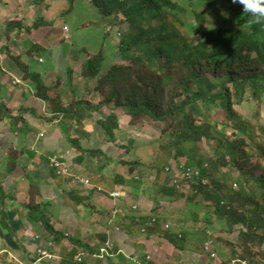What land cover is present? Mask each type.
Returning a JSON list of instances; mask_svg holds the SVG:
<instances>
[{
	"label": "trees",
	"instance_id": "obj_1",
	"mask_svg": "<svg viewBox=\"0 0 264 264\" xmlns=\"http://www.w3.org/2000/svg\"><path fill=\"white\" fill-rule=\"evenodd\" d=\"M33 1L37 3L36 0ZM89 1L98 8L101 16H116L118 13L133 25L131 35L123 38L120 50L125 61L135 64L114 65L104 72V55L87 54L88 60L82 67V75L92 81L87 86L88 94L79 97L77 92L72 93L75 77L73 66L69 65L67 68L69 91H66L65 86H62L61 78L54 84H47L40 72L32 70L31 66L21 60V55H12V61L23 73V81L32 82L36 86V95L48 102L49 111L53 114L52 119L59 120L58 125L65 134L69 146L77 154L76 162L83 161L84 156L111 158L100 148L85 149L82 146L81 141L86 136L80 134V129L83 122L93 113L98 114L96 124L105 134L108 142L121 150L127 147L117 141L118 111L123 112L125 109L133 126L144 127L149 124L160 127L158 138L168 134L171 146L175 150L172 160L179 163L181 158H186L185 164H179L198 170L200 173V182L195 185L191 181L184 180L174 184V176L166 172L171 181L169 178L168 183L161 187L160 194L171 202L184 200L190 196V201L195 202L193 205L198 207L201 203L208 205L203 206V211L199 210L192 216L187 215L184 219L203 225V234L200 236L203 243L212 241L207 232L212 235L217 233L227 235L232 233L236 226H241L235 246L225 243L231 247L228 264L235 259L238 260L235 264H239L240 261L254 264L257 256L264 257V251L254 250L255 245L264 246V172L256 168L247 169L249 163L245 157V142L238 137L252 136V134L248 130L247 122H241L238 127L232 124L238 119V114L233 110L232 94L227 85L222 87V93L209 98H206L200 88L196 92H191L189 89L193 83L197 84L196 82L214 79L220 81L222 75L223 79L234 82V94L236 93L238 98L244 97L248 87L253 89L254 95L264 90V25L247 24L241 30L240 26L251 18L243 14L241 5L233 4L231 0H188L186 3H181L180 0ZM218 2L223 6L226 4L229 10L223 19L220 16V9L217 8ZM210 7L213 8L212 10L215 8V13L209 11ZM206 15L215 22L205 26ZM155 21L157 24L154 26ZM178 24L184 29L185 36L179 33ZM51 25V21L45 17L34 19L28 26L12 22L6 27L3 37L17 38L22 32L27 35ZM167 26L171 30L166 33ZM200 35H204V38L195 43L194 38ZM186 40L187 45H185ZM50 47L32 42L25 54L32 58L43 57ZM208 75H212L213 79L211 80ZM93 82L95 84L91 85ZM165 87L170 88L165 92ZM211 87L208 85L209 89ZM94 96H97L98 100ZM180 97L181 99L177 100ZM216 100L223 102L222 105L228 116L221 125L230 127L235 135L232 141L227 138L218 140V146L214 149L217 157L208 166L209 161H196L195 153L198 151L196 144L212 137L214 122L208 115H211L210 105ZM198 101L207 105V112H203L197 106ZM30 110L37 114L35 109ZM25 111L27 110L22 109L15 115L5 105L0 104V121H10L16 132L25 131L23 128L27 124L23 118ZM195 116L203 120L198 121ZM219 125L220 123H215L216 127ZM22 152L16 150L9 153L8 172L16 169V160ZM242 156L243 159L240 158ZM257 156L264 161V151L260 147ZM241 161L244 162L239 164ZM217 162L221 163V167ZM136 165L139 166V162ZM219 169L224 173L222 182L216 180L213 175ZM226 169L229 170L228 172L237 170L240 176L242 175L238 181L239 189L236 183L235 190L233 189L235 184L229 186L230 191L224 188L229 178ZM244 178H248L260 190L259 195L245 186L249 181ZM204 181L206 183H203ZM186 183L188 187L185 188ZM65 193L71 201L78 203L75 194L69 191ZM29 197V203L26 205L28 221L41 223L45 240L52 238L53 241H61L63 238L53 229L41 204L38 203L41 193L37 186L31 184ZM198 198L203 199V202H196ZM11 200L0 183V234L3 230H8L6 206ZM161 222L162 219L158 218L153 226H157V231L160 227L164 229L165 224L162 223L161 226ZM165 232V239L176 249H186L185 234H175L169 230ZM103 242L106 243L105 240ZM213 242L214 239L212 244ZM202 247H200L201 252H203ZM85 249L92 255L95 252L92 248L85 247ZM73 255L70 254L72 259L66 258L68 264H83L74 260L75 255ZM211 261L224 264L220 259Z\"/></svg>",
	"mask_w": 264,
	"mask_h": 264
},
{
	"label": "crops",
	"instance_id": "obj_2",
	"mask_svg": "<svg viewBox=\"0 0 264 264\" xmlns=\"http://www.w3.org/2000/svg\"><path fill=\"white\" fill-rule=\"evenodd\" d=\"M13 1L16 0H0V104L11 109L15 115L22 109L35 108L38 111L37 107H39L47 118L36 117L31 110L25 111L23 113L27 123L23 127L25 131L18 132L13 130L10 121H0V183L6 194L12 198L6 206L8 230H3L0 234V260L1 258L5 260L0 264H68L67 259H72L71 253L75 255H73L74 260L83 256V264H166L167 257L170 258L169 255L175 253L172 252L174 250L181 252L182 255L193 256L197 260L195 264L199 259H202L201 264H216L203 252L202 256L201 253L199 255V252H197L198 255L189 252V249H176L162 236L166 233L162 227L158 231L154 229L155 227H149L146 234L142 233L152 216L162 219L161 226L162 223L169 224V221H165L167 220L164 217L165 213L160 214V212L168 209L167 206L175 204L176 201L171 202L170 199L160 194L161 187L168 183L170 176L164 174L162 185L161 183L157 184L154 174L158 175L160 171L157 169L158 171L148 175L144 171L141 172V166L136 165L140 160L143 162L138 153L131 155L129 168L131 170L128 171V168H124L129 166L122 164L126 161L123 160L121 154H129L128 148H131V152L132 150H143L153 139L152 137V139L150 137L143 138L138 126L130 125V121L123 123L120 119L119 140L117 139V141L127 147V149L121 150L108 142L105 134L96 124L99 117L97 116L95 119V116L98 114L93 113L92 118L83 122L86 132L84 130L82 132L83 126L80 129V134L86 136L81 141L82 146L85 149L100 148L111 158L84 156L83 161L76 162L77 154L69 146L65 134L58 125L59 120L52 119L53 114L49 111L48 102L36 95V86L32 82L23 81L22 71L11 59L12 55L22 56L26 53L24 41L27 39L23 36L28 37L29 34L26 35L22 32L18 38L16 36H10L9 39L3 37L6 27L12 22L21 23L23 26L32 23L33 20L32 22L23 21V17L26 11L39 6L41 2L36 0L37 3H35L33 0H28V2L32 1L34 5L27 3L26 7L19 3L14 6L16 12L12 9L14 8L11 5ZM37 16L47 18L46 13L42 14L40 11ZM17 17L21 19L16 20ZM12 38L14 41L17 39V47L10 46ZM11 49L15 50V53H11ZM59 49L60 47L57 48L56 45L55 49H48L47 55L52 58V62L48 66L38 69V72L41 73L47 84H54L61 78L62 86H65L66 91H69L65 69L69 67L70 59L62 57ZM40 58L43 60L40 61ZM33 60L45 63L44 56H35ZM25 64L35 70L34 66ZM78 72L76 68L72 93L77 92L80 97L88 94V82L82 73ZM94 84L95 82L91 83V85ZM94 98L98 97L94 96ZM90 119L94 120V124L91 126L88 125ZM130 143L131 146H129ZM16 150L23 152L16 160V169L8 172V155ZM54 154H59L62 160L70 166L73 177L64 179L52 171L50 158ZM159 157L160 154H154L153 164L157 163ZM92 162L95 165L92 166ZM116 164L120 167L123 165V172L122 168L118 169L115 166ZM75 177L87 179L90 184L85 185ZM152 179L155 180L154 184L156 185L150 190L149 181ZM31 184L39 188L41 197L38 203L41 204L53 229L63 238L61 241H53L52 238L45 240L41 223L28 221L26 205L29 203L28 193ZM65 191L75 194L78 197V203L71 201ZM113 192H120L124 196L113 198L110 196V193ZM153 192L155 198L162 199L159 206L152 198H150L152 204L145 201L144 197H148ZM184 221V219L181 221L183 225L191 223V221ZM172 233H180V230L172 229ZM104 240L114 243V255L106 258L95 257L96 254L99 256L100 249L105 243ZM72 241L82 244L78 245ZM85 247L94 249L93 255L88 253ZM42 250L52 253L55 259L39 261ZM213 251L215 252L214 248ZM149 256L151 259L153 258V261L148 260ZM171 261H176L177 264H190L182 260L178 261V258L175 259V257ZM227 261H223V263L228 264Z\"/></svg>",
	"mask_w": 264,
	"mask_h": 264
},
{
	"label": "rangeland",
	"instance_id": "obj_3",
	"mask_svg": "<svg viewBox=\"0 0 264 264\" xmlns=\"http://www.w3.org/2000/svg\"><path fill=\"white\" fill-rule=\"evenodd\" d=\"M41 2L39 6H33V9H29V11H26L25 16L23 17V21H29L32 22V20L40 17L37 16L38 11L42 14L46 13V16L49 21H51V26L48 28H42L38 31H34L27 36H23L27 40L24 41L25 48L29 49L32 42H38L46 47H50L54 45L53 47L49 49H55V45L57 48L60 47V53L62 57H66L70 59V64L75 68V76H76V68L77 72L79 74L82 73V67L88 60V55H99L102 53L105 57L103 61V71H108L111 67L114 65H131L135 64L134 62H127L124 59V56L121 53V42L125 36H130L133 31V25L124 20V17L121 14H116L112 16H101L99 13L98 8H96L92 2L89 0H38ZM181 3H186L188 0H180ZM20 5L26 7L27 3L30 5H34L32 1L28 2V0H16L15 2H12V7L16 5ZM36 5V4H35ZM20 6V7H21ZM53 6V7H52ZM41 8V9H40ZM217 8L220 9V16L223 19L228 13V7L226 4L224 6L221 2H218ZM13 10H16L15 7L12 8ZM18 9V8H17ZM21 9V8H20ZM27 10L26 8H23ZM210 7L209 11L211 13H215V8ZM22 10V9H21ZM208 11V12H209ZM17 12V10H16ZM28 12V13H27ZM207 12V13H208ZM209 12V13H210ZM37 16V17H36ZM122 16V17H121ZM36 17V18H34ZM117 17V19H116ZM21 18L17 17L16 20H20ZM206 23L205 26L214 23L215 21L211 18H207L206 15ZM191 22V21H190ZM156 21L154 22V26L156 25ZM147 28V26H146ZM177 29H179V33L183 34L185 36V31L181 27L180 24L177 25ZM171 29L167 26L165 28V32L167 33ZM64 36V37H63ZM202 36V37H201ZM18 38V37H17ZM66 38V39H65ZM204 38V35H200V37L194 38L195 43H198ZM17 41V39H16ZM14 41V38H12L10 42V46L13 48L18 44ZM188 44V41H185V45ZM11 53H15V50L11 49ZM88 54V55H87ZM2 57V56H1ZM45 63H38L33 60L32 57L27 56L26 54H22L21 60L25 63H28L35 67V70L38 71L40 68L44 66H48L52 62V58L48 57V55H44ZM197 61V60H196ZM1 64V63H0ZM68 77V71L67 68L65 69ZM83 76V75H82ZM208 77L212 80L213 76L208 75ZM79 79H81L79 77ZM88 83H90V79H85ZM81 81V80H80ZM197 84H192L190 86L191 92H196L201 89V91L204 93L206 98L212 97L216 94L222 93V87L227 85V88H229L231 94H232V103H233V110H235L236 114H238V119L234 120L232 124H235V127L240 126L241 122H247V127L249 132H251L252 136H238L239 138L243 139L245 142V151L247 157V162L249 163V166L247 167L248 170L252 168L259 169L260 171L264 172V161L259 159L258 155V148H262L264 151V90H260V92L256 95L252 93L253 89L251 87H248L246 89L245 95L243 98H238V95L235 93V87L234 82L231 83L228 81V79H223L222 75L220 78V81L217 80H207L203 82H196ZM208 85L212 86L210 89L208 88ZM170 87H165V92L169 90ZM160 89V87H158ZM164 93V92H163ZM164 99L167 101L165 93H164ZM180 98H177V100H180ZM176 99H174L175 101ZM197 106L201 108L203 112H207V105L203 104L202 102L198 101ZM223 102L220 100H216L214 104L210 105L211 109L209 113L211 115H208V117L211 119L212 122H214V128L212 130V137H209L208 139L205 138L202 140V142H199L196 144L198 147V151H196V161H202L207 162L208 166L211 164V161L217 157V155L214 153V149L218 146V140L222 138H227L228 140L232 141L233 130L229 127H224L221 125L224 121L227 119V113L222 105ZM7 108V107H6ZM39 110L37 111L36 117L39 118H47L46 115L42 114L43 111L39 107H37ZM9 109V108H7ZM35 109V108H30ZM28 109V110H30ZM11 110V109H9ZM27 110V111H28ZM14 113V112H13ZM119 115V121L129 122L130 117L127 115L126 110L124 109L123 112L118 111ZM15 114V113H14ZM97 116H95V119H97ZM99 117V116H98ZM24 118V117H23ZM92 118V117H91ZM25 119V118H24ZM195 119L198 121H202L203 118L195 116ZM26 120V119H25ZM118 121V123H119ZM218 122L220 125L218 127L215 126V123ZM94 124V120L90 119L88 122V125L91 126ZM224 124V123H223ZM131 125V124H130ZM144 127L140 128V133L143 134V138L152 137L151 143H149L143 150H135L131 152V148H128L130 150L129 154H121L123 160L126 162L122 164L127 165L129 167L124 168H130L131 166V155L138 153L140 157L142 158L143 162L140 160L139 165L141 166V172L144 171L145 174L154 173L157 169L160 171L158 175L154 174V177H156L157 184L161 183L162 185V176L166 174L167 169L171 168V170L177 169L180 164H185L187 162L186 158H181L179 160V163H176L174 160V148L171 146V141H169L168 134L163 135L162 138L159 137L160 127H156L154 125L147 124ZM146 127V128H145ZM131 128V127H130ZM84 130V125L82 132ZM91 130V127L89 131ZM157 132H156V131ZM86 132V131H85ZM223 132V134L221 133ZM119 140V138H118ZM131 146V143L129 144ZM163 146V148H162ZM223 150H220L222 152ZM154 154H160V157L157 160V163L153 164ZM53 156V155H52ZM257 157V159H256ZM241 159L244 158V156L240 157ZM105 162V161H104ZM244 161H241L242 164ZM120 163V161H119ZM220 164L221 163L217 162ZM92 166L95 165L94 162L91 164ZM118 167V169L122 168L123 172V165L122 167L118 166V164L115 165ZM115 167V168H116ZM193 168H196V166H192ZM212 168V167H210ZM157 170V171H158ZM53 171V169H52ZM129 171V170H128ZM226 169V174L229 176L226 185L224 188L226 190H229V186L231 184H237L239 189V179L242 178V175L240 176L239 171L234 170L230 171ZM259 174V172H257ZM214 177L216 180H220L222 182V177L224 175L223 170L219 169V171L214 172ZM249 181V183H246L245 186L247 188H251L254 193L257 195L260 194V190L255 187V185L248 179L244 178ZM154 179L150 180L149 189L152 190L154 184ZM133 182V181H131ZM197 185L196 183H193ZM188 183L184 185V187L187 186ZM154 191V190H153ZM29 194V193H28ZM154 192L149 195L148 197H144L146 202L148 204H152L153 202H150V198L154 200L155 204L159 206L162 199L159 197V200L155 198ZM152 196V197H151ZM30 198V197H29ZM149 198V199H147ZM190 196L185 198L184 200L176 201L175 204L168 205V209H164L165 211L161 210L160 214H164L167 218L165 221H169L168 223L171 225V229L169 232H172V229L174 231L180 230L181 234H185L187 239L185 241L186 249H189V252L196 253L199 252V255L203 256V253L201 252L200 247L204 244L202 240H200V236L203 234V225L202 224H187L183 225L181 221L187 217V215H193L197 213V211H203V206H208L207 204H203V199L198 198L196 202L201 203L200 207L195 206V202L190 201ZM164 202V201H163ZM205 202V201H204ZM207 210H210L207 208ZM181 211V212H180ZM156 216H152V218ZM158 219V218H157ZM180 222V223H179ZM185 222V221H184ZM157 230V226L154 228ZM241 230L239 227L233 228L232 233L230 234H214L215 236L212 238V241L214 239L212 248L215 249V252L218 254V259H220L222 262L227 261L228 258L231 256V247L229 246H235L237 242V236L238 232ZM178 234V233H176ZM164 236V234H162ZM161 236V237H162ZM169 243V242H168ZM229 244V246L227 244ZM171 244V243H170ZM172 245V244H171ZM173 249V248H172ZM240 251V249H237ZM254 250L264 251V246L261 247L259 245H255ZM209 251V249H208ZM175 252L169 257H167L166 264H177L176 261H171L172 259H177L178 261H184L189 262L190 264H195L196 259L193 256H186L182 255L181 252H176L175 250L172 251ZM192 258V261H191ZM170 259V260H169ZM169 260V261H168ZM202 260V259H201ZM200 259L198 260L197 264H201ZM0 262H5L3 258H1ZM228 262V261H227ZM230 262V261H229ZM254 264H264V257L257 256L255 258Z\"/></svg>",
	"mask_w": 264,
	"mask_h": 264
},
{
	"label": "built area",
	"instance_id": "obj_4",
	"mask_svg": "<svg viewBox=\"0 0 264 264\" xmlns=\"http://www.w3.org/2000/svg\"><path fill=\"white\" fill-rule=\"evenodd\" d=\"M40 61H42V59L40 58ZM1 66V64H0ZM50 168L53 169V171L55 172V174L58 176V177H61V178H64V179H67V178H70V177H73V174H72V171H71V168L69 165L66 164V162H64L62 160V157L59 155V154H54L53 156H51L50 158ZM177 169L179 170H176V169H172L171 168H168L167 169V172L168 173H171L172 176H174V180H173V183L174 184H179V180H184V181H191L192 183H196L198 184L200 182V173L198 170H194L192 168H188L186 166H183V165H180ZM76 180H79L80 182H82L83 184L85 185H89L90 182L89 180L87 179H83V178H76ZM203 183H206L205 181ZM233 189H237V185L235 184L233 186ZM110 196L113 197V198H122L124 195L120 192H113V193H110ZM157 222V218L153 217L149 220L147 226L142 230V233L143 234H146L148 232V228L149 227H153L154 224ZM241 229V226H237ZM164 229L165 230H170V225L169 224H165L164 225ZM207 235L209 236V239L213 238V235L210 234L209 232H207ZM212 241H207L203 244V252L208 256V258L210 260H216L218 259V256L217 254L213 251V248H212ZM209 249V251H208ZM114 243L111 242V241H107L104 246L100 249V254L99 256H96L95 257H102V258H106V257H112L114 255ZM47 260V261H51V260H54L55 259V256L48 252L47 250H42L40 255H39V261L41 260ZM148 260L150 261H153V258L151 259V257L149 256L148 257ZM77 261L78 262H83V256H79L77 257ZM235 262H238L237 259L235 260H231L229 262V264H235ZM239 264H247L246 261H240Z\"/></svg>",
	"mask_w": 264,
	"mask_h": 264
},
{
	"label": "clouds",
	"instance_id": "obj_5",
	"mask_svg": "<svg viewBox=\"0 0 264 264\" xmlns=\"http://www.w3.org/2000/svg\"><path fill=\"white\" fill-rule=\"evenodd\" d=\"M233 4L242 6L243 14H247L251 19L240 28L243 30L247 24L264 25V0H231Z\"/></svg>",
	"mask_w": 264,
	"mask_h": 264
}]
</instances>
